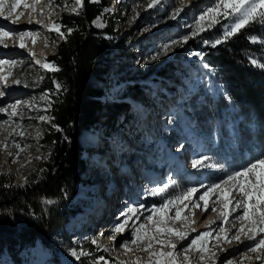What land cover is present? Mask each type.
Segmentation results:
<instances>
[{
  "label": "rangeland",
  "instance_id": "rangeland-1",
  "mask_svg": "<svg viewBox=\"0 0 264 264\" xmlns=\"http://www.w3.org/2000/svg\"><path fill=\"white\" fill-rule=\"evenodd\" d=\"M47 1L52 2L51 8L57 7L54 15L60 21L64 14L80 18L82 0L80 4L76 0ZM236 2L239 0H228L229 4ZM7 3L9 8L11 0H4V5ZM214 3L215 0H120L111 13L102 15L103 20L100 14L94 18L91 27L97 30L102 27L110 29V35L105 36L111 43L107 44L109 50L99 58L101 65H104L102 58L108 57L101 92L105 96L109 115L99 122L104 127L108 126L106 131L110 133L107 139L109 148L104 155L107 160L102 161L103 165H95V169L86 170L83 167V182L74 185L73 195L61 206L62 211L69 208L74 212H69L62 227L51 233L52 242L48 246L39 241L30 247L18 249L15 246L10 251L0 253V264H78L80 258H84L87 264H97L101 257H96L98 252L104 253V260L99 261V264H155L156 260H160V264H167L169 260L173 264H264V248L255 252L250 250L257 241L264 239V233H259L256 241L249 240L247 237L251 230L247 226V219H237L244 215V209L236 207V200L243 198L252 220L264 215V211L251 199L259 184H264V165L258 166L253 172H243L257 158H264V148L258 147L255 135L245 134V128L253 123L236 126L238 146L231 141L233 146L230 147L226 137L230 133V126L226 124L228 122L220 126L222 116L219 109H214L215 102L219 105L225 102L231 105V110H238L239 117L243 116L240 107L228 99L219 73L207 64L203 55L205 42L199 39L200 33L225 18L232 25L237 20V16L224 14L225 11L230 12V8H216L215 19L206 15L205 10L213 7ZM177 10L180 11L177 13ZM27 11L26 16L29 18L31 12L29 9ZM202 15L203 20L200 19ZM7 17L13 20L11 15ZM34 22L30 25L41 28L40 23ZM198 22L202 30L197 28ZM1 26L16 27L4 17H0ZM230 28L225 27L224 32ZM193 32L197 34L193 35ZM40 35L50 42L46 46H39L46 53L54 54L57 44L64 39L57 33L48 35L42 30ZM184 36L189 37L187 41L182 40ZM194 39H198L197 48H191L189 44V40ZM165 45L169 46L167 51ZM9 50L0 46V58L17 59L19 74L13 80L6 72L11 85L4 90L0 88V92L5 95L37 93L36 99L40 103L36 105L20 101L24 109L16 110L15 115H11L12 107L0 111V177L7 181L5 187L24 190L29 183L40 181L45 173L44 162L50 147L40 140L43 131L51 128L48 107L60 95L63 87L53 78L52 70L37 69L24 50ZM165 62H170L169 68L165 69L167 75L162 77L153 74L158 68L164 67ZM0 70L5 71V66L1 65ZM133 80H142L144 83L143 101L125 96L129 94L126 82ZM48 81H52V89L41 91L43 84ZM129 92H132L131 89ZM120 96L125 97L122 99ZM117 100L129 102L132 111L127 119L118 112L120 105L110 104ZM40 117L45 119L41 120ZM225 128L228 129L227 133ZM216 129H220L224 135L219 139V148L214 151L211 150L214 145L210 144V138ZM93 132L92 142L88 133L80 132L78 143L81 148L99 144L100 132ZM17 144L23 150L18 149ZM164 144L172 155L162 150ZM260 144L264 146L262 142ZM17 152L18 156L10 155ZM202 157L209 158L204 161L205 166L194 168L193 161ZM190 162L192 165H189ZM214 164L217 167H212ZM11 168L14 169L12 172ZM234 172H241L242 175L228 180L227 177ZM169 181H175V184H170L163 196L148 194ZM133 184L135 191L132 193ZM213 184L222 187L215 196L218 206L214 211L209 210L207 214L213 212L212 217L206 218L202 230H191L195 227L192 221L197 216L198 208L191 211L187 209L182 213L179 211L177 218V209L185 203L190 193L173 204L165 205L166 200L180 196L188 189L197 190L206 186L203 194L207 192L208 195L212 191H209V186ZM51 204L46 200L40 201L43 212ZM129 206L138 209V218L128 220L129 226L123 232H116V226L124 221L120 214ZM225 212L228 213L226 218L221 215ZM148 216L152 219L148 220ZM141 224L144 228L140 229V238L133 244V231ZM234 225L237 228L228 237ZM241 225H244L243 231H239ZM167 229L174 231L169 234ZM176 231L186 232V238L180 240ZM200 233L207 235L201 236L197 244L189 248ZM237 235L239 241L233 239ZM113 236L115 240L111 239ZM151 237L156 239L150 240ZM126 241L127 249L122 247ZM157 241H170L176 247ZM183 243L184 246L180 247ZM86 246L91 249L86 251ZM73 251L88 255H81L77 259ZM150 252H170L172 256L150 257Z\"/></svg>",
  "mask_w": 264,
  "mask_h": 264
},
{
  "label": "trees",
  "instance_id": "trees-1",
  "mask_svg": "<svg viewBox=\"0 0 264 264\" xmlns=\"http://www.w3.org/2000/svg\"><path fill=\"white\" fill-rule=\"evenodd\" d=\"M100 2L82 0L80 18L61 15L64 39L57 44L50 62L59 69L51 73L63 88L48 107V123L51 128L43 131L40 140L50 147L44 162L45 173L40 181L29 183L24 190L5 187L7 181L0 177V253L10 251L15 246L18 249L30 247L35 241L48 246L52 242L51 233L62 227L69 212H74L69 208L62 211L61 206L73 195L74 185L83 182V167L86 170L96 168L94 164H86L80 158L82 148L78 136L82 130H99L101 141L90 150L99 153L108 151V126L99 124L100 119L109 115L105 96L101 92L108 57L102 58L104 65H101L99 58L109 50V43L102 38L99 30L90 25L102 11ZM258 11H263V8ZM227 21L225 18L200 33L199 39L205 42L203 55L207 64L219 73V80L228 99L242 110V122L253 123L251 134L255 135L261 149L264 148L260 144L262 142L264 145V67L258 65H264V22L257 17L225 38V27L230 28L232 25ZM67 29L73 31L69 33ZM106 31L110 32V29ZM216 40L221 43L212 44ZM189 44L191 48H197L198 39L189 40ZM253 60L257 64H253ZM169 65L170 62H165L164 67L158 68L153 74L166 76L165 69ZM126 88L129 93L126 97L143 101L142 80L126 82ZM49 89H52V81L43 84L41 91ZM110 104L121 106L118 112L124 119L130 116L132 108L128 102L117 100ZM224 105L229 103L219 105L215 102L214 109L218 110ZM236 112L239 115L238 110ZM99 125L102 129L96 128ZM245 134H248L247 131ZM251 199L264 211L263 183L259 184ZM41 200L52 201L45 212L40 207ZM90 249V246H86V251ZM100 255V252L96 253V257ZM78 264L87 263L84 258H80Z\"/></svg>",
  "mask_w": 264,
  "mask_h": 264
},
{
  "label": "snow or ice",
  "instance_id": "snow-or-ice-1",
  "mask_svg": "<svg viewBox=\"0 0 264 264\" xmlns=\"http://www.w3.org/2000/svg\"><path fill=\"white\" fill-rule=\"evenodd\" d=\"M20 2V0H11V3L9 4V8H8V14L9 16L11 15V10L14 9L16 7V5ZM77 4H80L81 3V0H76ZM94 2H96V0H94ZM152 6V5H150ZM4 7V0H0V9H2ZM25 7H28V5H25ZM216 8H224L225 10L227 9H231V11H225L224 14L225 15H234V16H237V20L235 22L234 25H232L231 27V30L230 31H227L225 32L224 34V37L225 38H228L230 37L231 35H233L235 32H237L239 29H241L242 27H244L247 23H249L251 20H254L256 19L257 17L260 18L261 22H264V11H258V9H261V8H264V0H239V2H236V3H231L229 4L228 3V0H215V3H214V6L213 7H209L205 10V14L206 15H210L212 16L213 19H215V9ZM33 10H35V8L33 7ZM73 11H76V8H73L72 9ZM180 10H177V13L179 12ZM0 15H4V13L2 11H0ZM201 20L204 19V15H202L200 17ZM19 20V17H17L16 20L12 21L13 23H16L18 22ZM29 23H31L32 21L29 20L28 21ZM197 28L199 29V22L197 23ZM49 30H54L57 32L58 35L61 36V38H64V33L60 31V26L53 23L50 25L49 27ZM199 30H202V29H199ZM69 33H71L73 30L72 29H68L67 30ZM197 33L196 32H193V35H196ZM12 35V33L8 30H5L4 28H0V42H2V39L4 37H8ZM26 35H30V33H26V32H21L19 33V36L21 37V40L23 41V37L26 36ZM189 37L188 36H184L182 37V40L183 41H187ZM253 40H255V38H252ZM173 43H177V41H173ZM215 43L219 44L221 43L220 40H216ZM7 46V45H5ZM25 45L23 44V42L20 44V47H24ZM168 45H165V51H167L168 49ZM34 55V53L32 54ZM193 55H200L198 53H193ZM37 64H40L41 62L39 60L36 61ZM253 64H257V61L253 60L252 61ZM207 67V65H205ZM260 67H264V65H258ZM43 68L45 69H48V70H52V71H59L58 68L55 67L54 64H50V63H47L45 62L43 65H42ZM17 83H19V81H17ZM60 85L57 84V88H59ZM4 95L3 92H0V96ZM20 102L17 101V104H19ZM13 111L11 113V115H15L16 114V105H12L11 106ZM0 111H7V109H3V108H0ZM41 120L45 119V117H40ZM54 127H56L55 125H53ZM59 130V129H58ZM21 135H23V133H20ZM4 147L6 148L7 147V144L5 143L4 144ZM16 147L20 150H23L20 148V145H16ZM10 155H13V156H18V152L17 153H10ZM209 159L208 157H202L201 159L199 160H194L193 161V167L194 168H198V167H203L205 166L204 164V161ZM260 165H264V158H257L255 162L249 164L247 167H245L243 169V172H253L258 166ZM212 167H217V165H212ZM219 167L223 168L222 165H220ZM242 173L241 172H234L232 173L231 175H229L227 177L228 180H233L234 177H238V176H241ZM223 183V181L221 182ZM170 184H175V181H169V183H166V184H163L162 187H157V188H154L152 189L148 194L149 195H152V196H157V195H160V196H163L164 193L167 191V189L169 188V185ZM219 185L217 184H213L211 186H209V191L211 190H214L216 188H218ZM196 189H188L187 192H184V193H181L180 196H175V197H172L171 199H168L165 201V205L167 204H173L174 201L176 200H180L182 199L183 197L185 196H188L189 193L191 192H195ZM245 196L248 195L247 192L244 193ZM205 196H207V192L201 196L199 199L200 200H205ZM47 203H52V201H47ZM163 207V205H162ZM185 208H188L189 211H191L192 209L194 208H199L201 211L203 212H207L209 211V208L207 207V202H205V205L203 207L200 206V204L197 202V201H190L189 204H186L184 206ZM225 207H227V205H225ZM236 207H241L244 209V215L243 216H238L237 219H240V220H245L247 219L248 221V228L251 230V234L248 235V239L249 240H253V241H256V237L259 233H264V215H261L257 220H252L249 216H248V209L243 201V198H240V199H237L236 200ZM140 208H143V205H140ZM213 211L215 209H212ZM157 211H159V209H157ZM179 211L180 209H177V218H179ZM122 217H124V221L121 223V224H118L115 228V231L116 232H123L125 230V227L129 226L128 225V220L132 219L133 217L135 218H138V209L136 207H133V206H129L126 211L122 212L120 214ZM224 218L227 217L228 213L225 212V213H222L221 214ZM148 220H151L152 217L151 216H148L147 217ZM193 223H195V221L193 220L192 221ZM210 223H215V221H210ZM259 226V227H257ZM235 227V225H234ZM144 228V225L141 224L139 226V228L137 229H134L133 231V236L135 237L131 243L133 244H136L137 243V240L140 238L139 237V233H140V229H143ZM244 229V225H241V228L239 229V231H243ZM159 231V230H158ZM174 230L173 229H167V232L169 234H171ZM192 231H196L195 228L192 229ZM223 231V230H222ZM175 234L179 237L180 240H184L187 236V233L186 232H183V231H176ZM204 235H207V233H200L197 235L196 239H193L191 244L189 245V248H191L192 246L196 245L197 244V241L201 238V236H204ZM112 240H115L116 237L113 236L111 237ZM152 239H156L155 237H151L150 240ZM233 239H236L239 241L240 237L239 235L233 237ZM158 243H162V244H166L172 248H175L176 245L175 244H171L170 241H157ZM93 243H97L96 241H93ZM150 246V245H149ZM122 247H125L126 249L128 248V242L126 241ZM260 248H264V239H260L259 241H257L255 243V246L252 247L250 250L255 252L257 249H260ZM185 251H187V249H185ZM74 256L77 257V259H79V256L81 255H88V253H84V252H81L79 254H77L75 251H73L72 253ZM150 257L154 256V255H159L161 257H171L172 256V253H164V252H161V253H158V254H155V253H149ZM259 258V257H258ZM185 259H187V257H185ZM104 258L103 257H100L99 258V261H103ZM139 260V258H138ZM99 261L97 262V264H99ZM155 264H160V260H156L155 261ZM167 264H173V261L172 260H169L167 262ZM230 264V262H229Z\"/></svg>",
  "mask_w": 264,
  "mask_h": 264
},
{
  "label": "bare ground",
  "instance_id": "bare-ground-1",
  "mask_svg": "<svg viewBox=\"0 0 264 264\" xmlns=\"http://www.w3.org/2000/svg\"><path fill=\"white\" fill-rule=\"evenodd\" d=\"M55 3H57V1H55ZM52 2H48L47 0H20V2L16 5V7L12 10V14L13 15H19L22 13L26 14L28 11L26 10L25 5H28V9L30 10L31 14L29 16V19L32 20L33 24L34 21L33 20H42V19H52L54 21H57L58 18H56V16L54 15L55 10L57 9V7H53L51 8ZM8 3L6 5H4V8H7ZM33 7L35 8V10H33ZM25 8V9H22ZM24 10V11H23ZM19 25H16V27H6V26H1L0 28H4L5 30H8L12 33V35L8 36V37H4L2 39V42H0V46L3 47H7L9 48L10 52H17L20 50L23 51V47H20V44L17 43V39L16 37L19 39L18 41L20 43L23 42L24 45H28L30 48H32L33 50L38 49L39 46H46L48 45L50 42L48 39L46 38H42L40 33H41V28L39 27H35L34 25H30L27 23V19L24 16H20L19 17ZM12 24V23H10ZM13 25V24H12ZM21 32H26V33H30V35H26L23 37V41L21 40V37L19 36V33ZM7 45V46H5ZM17 59L15 58H11V57H3L0 58V66L4 65L5 66V72H7V74L10 76L11 79L15 80L19 74V66L17 64ZM1 90H4L3 87H1ZM40 92V90L38 91V93ZM36 94L37 93H33V94H27V93H15L14 95H9V94H4L3 97H0V108L3 109H7V107H11L12 105H16V110L17 111H22V109H24V107L21 106V104H17V101H24L26 102H32L36 105H39V101L36 99ZM32 97V99H31ZM155 124V123H154ZM157 125V124H156ZM155 126V125H154ZM159 126V124H158ZM253 126V125H250ZM161 139L163 140V137L161 135ZM166 154H171L168 150V146L166 144L163 145V149H162ZM175 154V153H174ZM172 155V154H171ZM29 157H31V154H29ZM182 164V163H181ZM189 165H192V162H190ZM22 167V165H21ZM14 169L11 168L10 171L12 172ZM118 170V169H117ZM153 170L151 171V176H153ZM157 175V174H156ZM154 178V177H153ZM156 179V178H155ZM145 183H148L145 181ZM134 188V184L131 187V192L133 193L135 190ZM222 188V187H221ZM221 188H216L215 190H212L211 193H209L207 196H205V200H200L199 198L201 196H203V192L206 191L207 187L206 186H202L199 187L195 192H191L190 195L186 198V201L184 204L181 205L180 207V212H185L188 208L185 209V205L189 204L190 201H197L201 207H203L205 205V202H207V207L210 209H214L216 206H218V201L215 200V196L218 194V191ZM209 211H207L206 213L201 211L199 208L197 210V216L194 218L195 223H193L195 225V229H199L202 230L204 229V223L206 218H211L213 212H211L210 214H207ZM237 227H234L231 232L228 234V237L232 236L233 231L236 230ZM188 242V241H187ZM185 243L181 244L180 247H183Z\"/></svg>",
  "mask_w": 264,
  "mask_h": 264
}]
</instances>
